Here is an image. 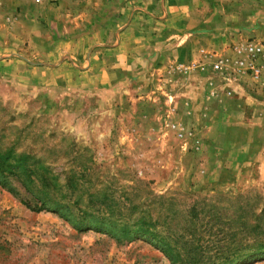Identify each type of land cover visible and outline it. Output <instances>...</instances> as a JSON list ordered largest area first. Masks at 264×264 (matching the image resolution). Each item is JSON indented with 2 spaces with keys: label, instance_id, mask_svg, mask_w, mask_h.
Masks as SVG:
<instances>
[{
  "label": "rangeland",
  "instance_id": "rangeland-1",
  "mask_svg": "<svg viewBox=\"0 0 264 264\" xmlns=\"http://www.w3.org/2000/svg\"><path fill=\"white\" fill-rule=\"evenodd\" d=\"M22 1L0 8V264H172L145 237L77 229L105 203L215 235L200 264L264 243V0H219L182 44L151 22L140 41L139 0ZM249 43L257 80L236 68Z\"/></svg>",
  "mask_w": 264,
  "mask_h": 264
},
{
  "label": "trees",
  "instance_id": "trees-1",
  "mask_svg": "<svg viewBox=\"0 0 264 264\" xmlns=\"http://www.w3.org/2000/svg\"><path fill=\"white\" fill-rule=\"evenodd\" d=\"M0 171L3 173L5 169L2 168ZM101 206L103 208L102 210H97L98 215L96 216L86 209L81 210L78 215L77 229L82 231H104L115 238L117 242L145 237L149 239L172 264H200L205 260L203 244L209 243L212 246L219 241L213 240L216 238L215 235H207V240H205V236L198 235L194 232L196 230L195 228L191 233L182 235V237L174 235L172 232L169 234H162L155 230L156 222L154 220L148 221L145 218H139V220L135 219V222H132L134 220L125 222V220H122L121 215H119L113 220L110 215L113 205L105 203ZM60 208L63 209L64 206L56 202L48 204L46 201H41L40 204H36L33 209L38 212L51 210L53 212H59L61 216L66 217L63 212L58 210ZM64 212H70L69 208H65ZM106 226H109L110 229H107ZM203 232L205 233V231ZM230 238L231 240L235 239L233 236ZM225 239L226 238H223L221 240L224 241ZM261 241L262 240L258 242ZM210 258L211 257L208 259ZM256 260H264V243L262 242L255 249L248 248L242 251L225 249L216 254V256L213 255L210 262H213L212 264H247Z\"/></svg>",
  "mask_w": 264,
  "mask_h": 264
},
{
  "label": "crops",
  "instance_id": "crops-1",
  "mask_svg": "<svg viewBox=\"0 0 264 264\" xmlns=\"http://www.w3.org/2000/svg\"><path fill=\"white\" fill-rule=\"evenodd\" d=\"M4 6L25 7V3L22 0H0V8ZM138 10L140 22L145 23L142 29L147 31L140 41H147V23L151 22L154 28L169 32L164 39L165 44L169 40L182 44L190 39L188 34L197 29L203 31L207 29L209 33L208 31L212 29L211 23L215 21L217 14L225 13L219 0H139ZM123 43L121 40L119 44Z\"/></svg>",
  "mask_w": 264,
  "mask_h": 264
},
{
  "label": "built area",
  "instance_id": "built-area-1",
  "mask_svg": "<svg viewBox=\"0 0 264 264\" xmlns=\"http://www.w3.org/2000/svg\"><path fill=\"white\" fill-rule=\"evenodd\" d=\"M32 3L36 5H46V4H54L57 0H30ZM242 48V52H247V56L244 60H238L237 69H244L245 71H248L250 75L257 80L260 77L261 74V67L258 64V56L262 53L261 47L259 45L249 43L245 44ZM241 48L236 50V53L239 54ZM225 66V61H218L216 64H214L213 68L216 72H219L220 74H223V69Z\"/></svg>",
  "mask_w": 264,
  "mask_h": 264
}]
</instances>
